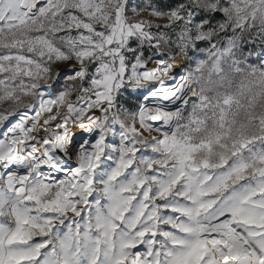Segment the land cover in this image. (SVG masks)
Segmentation results:
<instances>
[{
    "label": "snow or ice",
    "instance_id": "6c2138e0",
    "mask_svg": "<svg viewBox=\"0 0 264 264\" xmlns=\"http://www.w3.org/2000/svg\"><path fill=\"white\" fill-rule=\"evenodd\" d=\"M244 4L0 0V264H264V35L237 51L264 0ZM177 47L251 72L197 91Z\"/></svg>",
    "mask_w": 264,
    "mask_h": 264
},
{
    "label": "clouds",
    "instance_id": "9594fccd",
    "mask_svg": "<svg viewBox=\"0 0 264 264\" xmlns=\"http://www.w3.org/2000/svg\"><path fill=\"white\" fill-rule=\"evenodd\" d=\"M233 2L240 7L241 9L245 8L244 0H233ZM231 21H229L230 23ZM257 33H260L261 35H264V14L258 15L254 19H249L247 22V29L242 31L241 33H237V36L240 37L239 41L237 42V51L239 53V50L244 47V45L247 43V40L249 38V34L252 36H255ZM216 42L218 44V47H223L226 43V38L223 36H217ZM264 42V41H261ZM168 53V57L170 59V63L173 66V77L174 79L179 80L180 77H187L189 80V83L191 86L199 91L202 87H205L208 85L209 78L211 76V79L214 81H220L221 77L224 78L226 83H222L221 87H228L229 85H233L235 83H238L239 80L243 76H247L251 72V67L247 62L242 64L243 71L237 75L235 71L231 68V58H225L224 62L222 64V69L220 73H209L207 70V66L204 68H197L196 61L198 59H205L206 62L211 61V57L207 54V52H204L202 56H198L193 52L188 51L186 48H168L165 49ZM246 56V54H245ZM253 63H255V66L257 70H260V64L264 63V58H261L260 62H256V58H252ZM74 61H69L67 63H62L58 67L54 68L51 79L44 80L42 83L46 84L49 89H51V86L53 84H56L58 87H63L65 83L68 82L67 74L64 76H60L59 80H57V74L60 72L62 68H69L72 67ZM76 92V85L75 82H72V88L71 93ZM35 100V97H31L28 100L25 101V103L21 106H29L31 102ZM70 103H74L71 99H69ZM3 102L0 101V104ZM116 104H120L121 101H116ZM262 105H264V99L260 102ZM60 114L63 115V109H61ZM70 130L73 132H79L80 128H71ZM69 160L73 159L72 157H68Z\"/></svg>",
    "mask_w": 264,
    "mask_h": 264
}]
</instances>
